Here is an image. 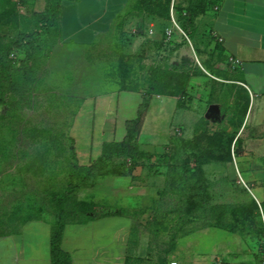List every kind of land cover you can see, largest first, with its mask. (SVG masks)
Instances as JSON below:
<instances>
[{
    "label": "rangeland",
    "instance_id": "rangeland-1",
    "mask_svg": "<svg viewBox=\"0 0 264 264\" xmlns=\"http://www.w3.org/2000/svg\"><path fill=\"white\" fill-rule=\"evenodd\" d=\"M207 3L136 0L135 13L149 21L136 25L121 21L83 47L58 42L41 50L25 100L16 106L10 104L18 98L0 105V237L18 233L31 221L53 223L56 200L66 194L68 200L94 204L98 214L112 212L131 220L128 264H261L264 235L255 233L251 213L244 218L238 213L251 194L264 207V172L232 141L246 118L249 95L237 84L240 70L210 47L208 24L198 29L199 16L208 13ZM156 5L160 13L151 12ZM167 5L169 20L164 12ZM173 5L195 9L187 15L189 38L171 13ZM45 6V0H0V46L30 30ZM210 9L215 10V5ZM151 19L160 21L158 30L149 27ZM167 30L176 32L175 42L184 37L186 45L180 49ZM152 31H159V40ZM158 70L169 73L158 75ZM122 77L125 85H136L150 98L139 134L130 145L136 153L110 160L81 181L84 171L74 168L69 138L74 134L78 161L83 164L89 137L94 136V146L101 138L113 137L111 123L97 122L90 129L83 118L90 98L110 93L112 103L102 110L97 107L96 117L112 114L117 122L114 137L123 139V117H135L140 95L119 93L118 103ZM177 83L186 88L183 96L174 97L176 106L165 95ZM152 85L155 89L149 90ZM211 205L225 206L218 214L224 228L216 225L219 219H209Z\"/></svg>",
    "mask_w": 264,
    "mask_h": 264
},
{
    "label": "crops",
    "instance_id": "crops-1",
    "mask_svg": "<svg viewBox=\"0 0 264 264\" xmlns=\"http://www.w3.org/2000/svg\"><path fill=\"white\" fill-rule=\"evenodd\" d=\"M131 1L62 0L60 2V45L79 47L89 45L98 37L111 31L119 22L120 16L124 17L122 22L128 24H142L144 19L149 21L141 16L138 17V13L135 12L126 15ZM207 12L205 15L199 16L198 29L202 30L205 26L204 23H207L211 34L210 47H216L229 61L231 59L240 62V65L236 67L231 62L230 65L233 69L240 70V82L237 84L244 87L249 95L248 112L236 138L244 143V146L241 144L243 154L252 155L254 160L260 163L257 168H261V172H264V0H218L215 10L208 9ZM159 22L157 19H151L149 27L157 29ZM155 33L153 38L159 40V31ZM177 39L179 38L174 40ZM185 45H181L180 49ZM190 47L192 49L191 43ZM192 52H194V48ZM119 93L122 92H118L116 96L118 103ZM137 94L140 95V103L136 108L135 117L142 102L141 94ZM111 95L114 94L109 93L90 98L91 104L84 112L83 118L89 123L90 129L91 125L95 127L97 122L99 125H103L104 122L107 123L106 125L111 123L113 125V130L111 129L113 137L111 138L113 139L101 138L97 146H94V136L93 138L89 137L82 152L84 163L78 161L80 165H88L95 160L101 153L103 143L119 142L114 137L117 133V122L112 121V114L108 113L107 120H104L106 118L98 120L95 112L97 107L102 110L110 106L112 102L108 98ZM168 98H172L177 106L174 97ZM123 118L124 123L122 122V124H124L126 132V122L134 118ZM74 124L75 120L73 126ZM73 126L71 130H73ZM250 132L254 136H250ZM101 135L103 137L104 133ZM70 137L73 139L78 160L75 136L72 134ZM242 164L243 162H241ZM112 225H114L113 229ZM131 226V220L123 217L102 218L85 224H68L64 227L61 249L71 256V264H125L126 257L130 255ZM49 236V223L31 221L24 224L18 233L0 237V264H50Z\"/></svg>",
    "mask_w": 264,
    "mask_h": 264
},
{
    "label": "trees",
    "instance_id": "trees-1",
    "mask_svg": "<svg viewBox=\"0 0 264 264\" xmlns=\"http://www.w3.org/2000/svg\"><path fill=\"white\" fill-rule=\"evenodd\" d=\"M62 0H45L46 6L44 11L35 16L36 22L35 25L28 31H23L16 34L11 41H9L6 45L0 46V105H8L10 104V100H14L18 98L15 104L10 105H18L20 102L25 100V93L29 90L27 89L28 82L30 79L33 78L40 62V52L42 49H50L52 46H55L56 43L60 42L61 38V11H60V2ZM69 1H77V0H69ZM134 1L132 0L128 6V15L131 12H138L134 9ZM207 8L210 9L211 5H216L218 0H207ZM211 4V5H210ZM194 8L191 9H181L177 8L176 5H173L171 8V13L173 16L176 15L177 22L179 25L180 30L184 33V35L189 38L190 36V29L187 25V20L191 12H194ZM169 7L167 5L165 9V14L167 20H169ZM151 12L160 13L159 5H156L152 8ZM171 15V19L175 22L174 17ZM190 17V15H189ZM119 22H121L124 17H119ZM158 20V19H157ZM117 22V23H119ZM191 22V21H190ZM174 33V34H173ZM171 33V37L173 39L177 38L176 32ZM172 39L173 43L176 45H183L186 44L185 38H181L182 41L180 43L175 42ZM22 53V56H20ZM158 75H166L169 72L158 70L155 72ZM188 80V78H187ZM170 82L165 85V88H170ZM119 90L117 92H137L140 93L142 96V102L138 108L137 116L126 122V132L125 137L119 142H105L102 145L100 155L90 162L88 165H80L78 163L74 142L73 139L70 137V146L69 152L71 155L72 160L74 161V168L78 171H84V175L81 178V181L87 180L90 174L94 171L102 169L110 160L118 159V158H130L135 155V151L130 145L133 143V140L136 139L137 135L139 134L140 127L142 125L143 116L145 112L149 108L150 98L147 92H142L136 85L127 86L123 82V77L121 82H118ZM186 84L182 85V83H177L176 87L172 88L173 92H170L166 97H181L185 93ZM155 89L154 86H150L149 90ZM230 104H227V108ZM249 106V98L246 105V111ZM228 110V109H227ZM244 113V116L246 114ZM243 123V121H242ZM241 123V125H242ZM240 125V126H241ZM240 128V127H239ZM238 128V129H239ZM237 129V131H238ZM237 131L234 133L232 137L233 147L237 150L240 147L242 141L236 138ZM226 143V142H225ZM201 145V142H199ZM199 149L201 147L199 146ZM234 153V151H233ZM195 170L200 172V167L197 165L195 166ZM191 179V178H189ZM184 181V180H183ZM186 184V182H185ZM173 185V184H172ZM187 186V184L185 185ZM190 188V185H188ZM184 187V185H183ZM75 188L71 189L73 191ZM192 189V187L190 188ZM194 190V189H192ZM71 194V192H68ZM255 197V196H254ZM251 199L247 203L246 207L241 206L239 210V217L244 218L248 217L251 213L252 223L254 224L255 233L262 237L264 235V227L262 222L260 221V212L259 209L264 215V207L263 204L257 203L254 198L251 196ZM57 214L53 223L50 224V236H49V243H50V264H71V256L64 252L61 249V242L64 227L68 224H85L90 221H95L102 218L108 217H124L121 214L106 212L102 214H98L99 212L95 208V205L90 202H75L74 200H68L66 194L61 195L55 203ZM196 207H200L196 206ZM195 208V206L191 207ZM225 208L224 205H211L208 208L209 219H219L218 227H225V224H222V220L220 221L221 211ZM197 209V208H195ZM98 214V215H97ZM240 226L246 227V222L243 220L238 219L237 221ZM131 230V229H130ZM130 249V248H129ZM131 251V249H130ZM128 256L126 257L125 264H128ZM261 264H264V255L261 259Z\"/></svg>",
    "mask_w": 264,
    "mask_h": 264
},
{
    "label": "built area",
    "instance_id": "built-area-1",
    "mask_svg": "<svg viewBox=\"0 0 264 264\" xmlns=\"http://www.w3.org/2000/svg\"><path fill=\"white\" fill-rule=\"evenodd\" d=\"M167 34H168V35H171L170 30H167ZM230 62H231V64H232L234 67L240 65V62H239L238 60H234V61H233V60L230 59ZM174 264H175V263H174Z\"/></svg>",
    "mask_w": 264,
    "mask_h": 264
},
{
    "label": "water",
    "instance_id": "water-1",
    "mask_svg": "<svg viewBox=\"0 0 264 264\" xmlns=\"http://www.w3.org/2000/svg\"><path fill=\"white\" fill-rule=\"evenodd\" d=\"M251 194V193H250ZM251 196L254 198V200L257 202V200L255 199V197L251 194ZM258 203V202H257Z\"/></svg>",
    "mask_w": 264,
    "mask_h": 264
}]
</instances>
